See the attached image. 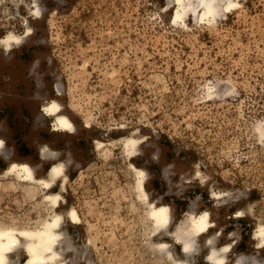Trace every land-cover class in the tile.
Returning <instances> with one entry per match:
<instances>
[{
    "label": "rangeland",
    "instance_id": "obj_1",
    "mask_svg": "<svg viewBox=\"0 0 264 264\" xmlns=\"http://www.w3.org/2000/svg\"><path fill=\"white\" fill-rule=\"evenodd\" d=\"M172 2L0 0V39L19 37L0 45V171L9 159L47 174L53 159L43 163L42 151L60 152L55 162L67 167L54 190L80 217L66 236L79 264H171L150 247L133 165L146 169L150 198L170 206L172 223L210 208L211 233L233 243L230 259L264 264V247L250 250L264 225V0L181 26ZM47 100L72 129L54 128ZM133 133L141 148L126 157L121 140ZM211 190L231 198L214 206ZM43 193L0 178V220L49 219ZM248 203L249 214H234ZM205 253L192 264H209Z\"/></svg>",
    "mask_w": 264,
    "mask_h": 264
},
{
    "label": "bare ground",
    "instance_id": "obj_2",
    "mask_svg": "<svg viewBox=\"0 0 264 264\" xmlns=\"http://www.w3.org/2000/svg\"><path fill=\"white\" fill-rule=\"evenodd\" d=\"M242 2L243 0H173L175 11L171 23L181 26L186 24V19L189 17L195 24L212 25L223 19L227 13L239 8ZM38 11L37 7L33 10L29 9L30 15H35ZM18 39L17 34L9 32L6 37L0 39V45L5 49ZM44 106L54 115L53 126L56 130L65 131L73 128L72 121L61 112L58 102L47 100ZM260 136L264 137V129ZM143 137L135 133L124 136L121 140L124 145V156L128 157L139 152ZM3 144V138L0 136V154L3 152ZM59 153L54 148L42 151L43 163L53 159V164L47 174L41 175L37 172L38 166L30 162L6 158L8 166L0 171V178L6 177L19 185H35L43 188L42 204L52 213L49 219L44 218L29 226L0 220V264H16L17 257L22 255H26L24 264H79L78 262L81 261L82 252L79 253L80 257H76L74 245L67 239L70 227L80 219L77 209L74 206L64 205L61 193L54 190L67 167L66 161L55 162ZM133 168L135 170L131 176L132 196L137 207L142 208L140 214L142 223L145 226L146 236L150 240V247L156 256L168 260L171 264H192L201 252L206 251L204 258L209 264L244 263L242 255H236L235 259H230L229 253L233 243H218L220 229L211 233L215 220L210 208L202 212L190 209L184 221L172 223L170 206L162 202L157 203L150 198L146 189L148 178L146 169L143 166L135 167L134 165ZM189 179L186 174L182 175L181 180ZM63 188H65L64 184ZM211 194L215 198L214 206H220L222 202L231 198L229 193H217L211 190ZM250 207L248 203L234 214L236 216L249 214ZM255 236L257 239L250 246L251 253L264 247V225H257ZM179 245H181L180 251H175L174 249H177ZM81 264H92V261L87 260Z\"/></svg>",
    "mask_w": 264,
    "mask_h": 264
}]
</instances>
